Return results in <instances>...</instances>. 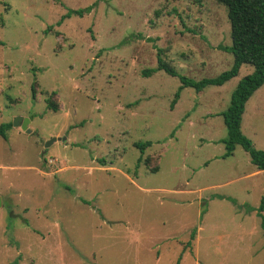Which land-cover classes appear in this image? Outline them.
I'll return each mask as SVG.
<instances>
[{
	"label": "rangeland",
	"instance_id": "obj_1",
	"mask_svg": "<svg viewBox=\"0 0 264 264\" xmlns=\"http://www.w3.org/2000/svg\"><path fill=\"white\" fill-rule=\"evenodd\" d=\"M230 45L216 0H0V264H264V172L240 145L222 156L253 66L180 87L228 70ZM241 130L264 151V83Z\"/></svg>",
	"mask_w": 264,
	"mask_h": 264
},
{
	"label": "trees",
	"instance_id": "obj_2",
	"mask_svg": "<svg viewBox=\"0 0 264 264\" xmlns=\"http://www.w3.org/2000/svg\"><path fill=\"white\" fill-rule=\"evenodd\" d=\"M227 8V17L230 24L231 45L225 47V50L232 53V66L214 78H202L200 80H192L186 76H179L181 82L180 87H193L196 91H200L207 86H221L231 78L238 75L241 65L250 64L253 71L240 79L237 86L233 90L229 105L221 115L223 122L227 128V136L222 139L225 145L223 158L233 154L236 145H240L250 156L251 163L264 172V151L256 149L251 140L243 134L241 130L242 114L244 112L245 103L249 97L264 83V0H216ZM91 6L82 9H71L61 17L62 21L71 15L82 16L91 10ZM50 30V27L46 31ZM157 70H164L172 76H178L175 68L158 55ZM155 69L143 70L142 74L149 76ZM33 84V89H34ZM179 91L174 94L171 107L176 103ZM47 107L53 111L58 110V106L47 100ZM12 126L11 123L0 124V135L6 137V130ZM150 141H138L134 146L141 153L145 148L150 146ZM141 157L138 158L140 163ZM157 169L153 168L152 172ZM258 216L260 218V226L264 236V193L261 196L258 206ZM193 237V232L191 234Z\"/></svg>",
	"mask_w": 264,
	"mask_h": 264
},
{
	"label": "water",
	"instance_id": "obj_3",
	"mask_svg": "<svg viewBox=\"0 0 264 264\" xmlns=\"http://www.w3.org/2000/svg\"><path fill=\"white\" fill-rule=\"evenodd\" d=\"M28 124H29V119L28 118H24V117H17L13 121V126H19V127H21L22 130H24L27 133L30 132V130L28 128ZM55 140H56V138H52L51 140L46 142L45 146H48L49 144H51ZM0 203H1V200H0Z\"/></svg>",
	"mask_w": 264,
	"mask_h": 264
},
{
	"label": "crops",
	"instance_id": "obj_4",
	"mask_svg": "<svg viewBox=\"0 0 264 264\" xmlns=\"http://www.w3.org/2000/svg\"><path fill=\"white\" fill-rule=\"evenodd\" d=\"M0 200H2L1 196H0Z\"/></svg>",
	"mask_w": 264,
	"mask_h": 264
}]
</instances>
